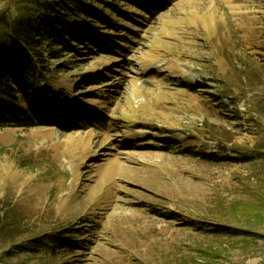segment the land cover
<instances>
[{
  "label": "rangeland",
  "instance_id": "1",
  "mask_svg": "<svg viewBox=\"0 0 264 264\" xmlns=\"http://www.w3.org/2000/svg\"><path fill=\"white\" fill-rule=\"evenodd\" d=\"M126 5L121 48L52 62L80 128H0V264H264V0Z\"/></svg>",
  "mask_w": 264,
  "mask_h": 264
},
{
  "label": "trees",
  "instance_id": "2",
  "mask_svg": "<svg viewBox=\"0 0 264 264\" xmlns=\"http://www.w3.org/2000/svg\"><path fill=\"white\" fill-rule=\"evenodd\" d=\"M119 1L4 2L0 9V128L58 127L73 131L82 126L79 121L84 117L85 105L81 101L74 103L72 91L56 82L60 74H69L70 67L58 62L52 67V62L60 61L63 53L84 57L88 54L84 50L121 48L118 37H124L117 34L121 25L109 14L125 22L129 16L124 7L130 0ZM238 154L254 158L264 151L256 147ZM71 230L30 239L17 245L16 251L29 252L41 259L61 252L87 251L86 240L72 237L84 229Z\"/></svg>",
  "mask_w": 264,
  "mask_h": 264
}]
</instances>
